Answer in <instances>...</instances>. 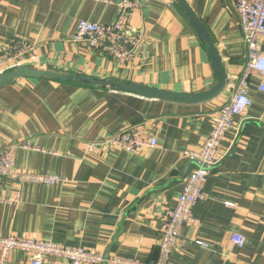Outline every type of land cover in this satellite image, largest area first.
Wrapping results in <instances>:
<instances>
[{
    "label": "crops",
    "instance_id": "obj_1",
    "mask_svg": "<svg viewBox=\"0 0 264 264\" xmlns=\"http://www.w3.org/2000/svg\"><path fill=\"white\" fill-rule=\"evenodd\" d=\"M136 2L134 57L120 64L72 40L78 21L110 25L119 5ZM208 30L227 74L217 96L195 103L145 99L131 93L48 79H20L0 88V152L15 146L13 169L57 176L59 185L0 180V239L19 237L98 251L153 264L165 216L175 208L193 168L180 154L209 136L217 112L234 94L247 62L231 0H185ZM31 52L23 65L61 75L78 73L139 84L181 96L215 83L204 47L171 0H0V53L14 40ZM264 52V44H263ZM252 78V106L234 118L222 142L225 159L207 178L204 200L184 225L169 264H264V95ZM132 126L154 136L150 151L84 147ZM28 143L31 149L19 148ZM17 191V203H6ZM230 205L229 206H227ZM232 235L244 239L234 246ZM193 241L208 245L198 247ZM3 264H29L12 251ZM43 264H68L48 258Z\"/></svg>",
    "mask_w": 264,
    "mask_h": 264
},
{
    "label": "built area",
    "instance_id": "obj_2",
    "mask_svg": "<svg viewBox=\"0 0 264 264\" xmlns=\"http://www.w3.org/2000/svg\"><path fill=\"white\" fill-rule=\"evenodd\" d=\"M233 9L239 19L243 41L247 50V62L238 86L230 98L216 114L212 130L200 147L196 150H185L180 156L193 164L184 179V187L176 201L175 208L164 219L161 237L157 244L158 256L153 264H169L170 256L176 251L180 240L182 226L196 227L198 221L193 217V207L204 200V185L214 169L225 159L228 151L222 148L225 134L234 128L235 117L243 116L252 106L247 88L252 78L258 79L257 90L264 95V0H231ZM136 2L124 1L119 5V13L115 22L100 25L89 21H78L72 36L74 43L84 49L105 55L120 64H127L135 55L142 43L141 36L132 34V15L137 11ZM31 49L27 42L14 40L0 53V74L23 65L24 59ZM264 118V111L262 114ZM154 136L143 137L138 129L126 127L105 139L88 143L84 153L94 149L137 153L150 151L156 147ZM19 148L31 149L28 143H21ZM15 146L0 152V180L12 179L18 186L26 184L59 185L64 183L60 177L20 173L13 169ZM19 195L13 192L6 203H17ZM0 201L2 199L0 198ZM230 207V205L227 204ZM234 246L242 247L244 239L240 235H232ZM193 244L207 249L208 245L201 241ZM20 251L28 259L29 264H43L48 258L66 261L68 264H143L132 260L109 257L101 252L84 248H71L47 241L8 237L0 239V264L9 257L10 252Z\"/></svg>",
    "mask_w": 264,
    "mask_h": 264
},
{
    "label": "water",
    "instance_id": "obj_3",
    "mask_svg": "<svg viewBox=\"0 0 264 264\" xmlns=\"http://www.w3.org/2000/svg\"><path fill=\"white\" fill-rule=\"evenodd\" d=\"M171 1L178 8L188 26L191 27L195 33L198 42L204 47L206 58L210 62V68L215 79L214 85L208 91L193 96H181L160 89H152L139 84L116 82L109 79H100L98 77L78 73L61 75L52 71L25 65H19L11 70L1 73L0 88L12 85L20 79H48L58 82L77 84L79 86H94L104 90L110 89L114 91H121L131 93L145 99H157L175 103H195L207 101L217 96L226 86L227 74L222 64L221 57L211 40L210 34L202 21L197 17L185 0Z\"/></svg>",
    "mask_w": 264,
    "mask_h": 264
}]
</instances>
